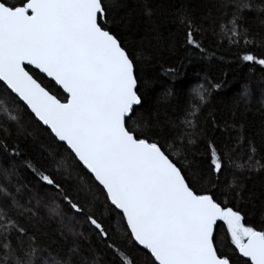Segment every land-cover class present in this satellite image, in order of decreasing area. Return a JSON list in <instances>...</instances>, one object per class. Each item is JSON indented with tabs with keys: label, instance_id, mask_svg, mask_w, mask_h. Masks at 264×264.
Wrapping results in <instances>:
<instances>
[{
	"label": "snow or ice",
	"instance_id": "snow-or-ice-1",
	"mask_svg": "<svg viewBox=\"0 0 264 264\" xmlns=\"http://www.w3.org/2000/svg\"><path fill=\"white\" fill-rule=\"evenodd\" d=\"M113 7L0 0V264H264V230L232 206L246 180L264 175V139L215 119L205 123L220 135H209L199 116L221 88L210 79L160 135L140 111L136 61L109 26ZM174 23L191 54L214 55L203 44L210 33L264 70L255 51L264 49V0H215L202 18L178 11ZM29 124L59 150L50 168L25 155ZM101 200L114 224L97 215ZM52 223L59 239L42 228Z\"/></svg>",
	"mask_w": 264,
	"mask_h": 264
},
{
	"label": "trees",
	"instance_id": "trees-1",
	"mask_svg": "<svg viewBox=\"0 0 264 264\" xmlns=\"http://www.w3.org/2000/svg\"><path fill=\"white\" fill-rule=\"evenodd\" d=\"M215 0H114V7L109 13L110 27L136 61V74L139 79V94L143 104L140 108L146 122L159 125L157 131L165 135L168 121L176 119L184 110L189 90L207 79L221 83V88L214 90L199 116V122L211 136H219V130L213 131L206 121L215 119L221 127L227 122L235 124L236 129L243 128V133L260 143L264 139V70L258 66L245 64L238 58L236 48L229 49L227 44L217 48L210 33L203 38L204 46L209 50L207 59L191 54L195 50L182 47L183 36L174 23L178 11L188 12L195 19H200L214 11ZM150 10L149 19L144 12ZM248 23L259 31V21L251 15ZM257 53L264 49H255ZM169 68L177 74L169 73ZM251 69V71H250ZM47 82L46 78L45 81ZM248 89V96L241 92ZM169 93H171L169 95ZM32 135L21 139L25 155L38 166L51 167L52 157L49 152L59 151L48 135L41 128L28 125ZM233 131V129H229ZM60 155H63L61 152ZM60 156H56L59 159ZM198 156L193 168L203 161ZM67 183L75 197V179ZM65 183L62 177H57ZM247 185L245 199L232 201L243 216L242 223L264 230V175L253 176L245 181ZM97 215L104 219L106 226L115 223L104 214L103 201H97ZM54 238L57 225L45 224ZM220 239V233L217 234Z\"/></svg>",
	"mask_w": 264,
	"mask_h": 264
},
{
	"label": "water",
	"instance_id": "water-1",
	"mask_svg": "<svg viewBox=\"0 0 264 264\" xmlns=\"http://www.w3.org/2000/svg\"><path fill=\"white\" fill-rule=\"evenodd\" d=\"M43 127V126H42Z\"/></svg>",
	"mask_w": 264,
	"mask_h": 264
}]
</instances>
